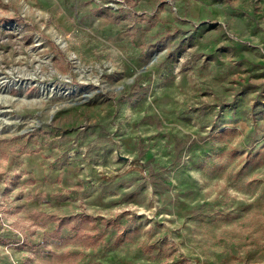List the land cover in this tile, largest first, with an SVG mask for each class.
<instances>
[{
  "label": "rangeland",
  "instance_id": "obj_1",
  "mask_svg": "<svg viewBox=\"0 0 264 264\" xmlns=\"http://www.w3.org/2000/svg\"><path fill=\"white\" fill-rule=\"evenodd\" d=\"M0 264H264V0H0Z\"/></svg>",
  "mask_w": 264,
  "mask_h": 264
}]
</instances>
